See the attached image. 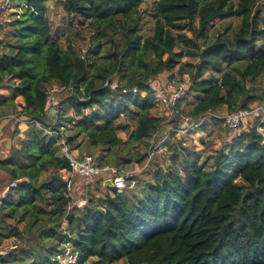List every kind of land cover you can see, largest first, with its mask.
<instances>
[{"label": "trees", "instance_id": "16d2710c", "mask_svg": "<svg viewBox=\"0 0 264 264\" xmlns=\"http://www.w3.org/2000/svg\"><path fill=\"white\" fill-rule=\"evenodd\" d=\"M49 1L14 0L20 12L10 22L11 42L0 49V88L10 91L0 98V124L17 116L27 128L19 147L0 152V188L16 182L0 194V247L6 239L20 241L0 252V264L92 258L95 264H264V134L257 128L264 127V89L250 85L264 73V0H157L147 37L140 33L146 0H64L70 18L95 30L81 54L57 40ZM234 17L240 22L233 34L211 36L218 21ZM186 55L197 57L185 65L195 99L188 114L253 110L258 101L261 111L244 120H263L235 134L211 160L185 157L183 172L169 170L154 183L137 181L121 191L111 187L112 194L78 206L62 174L71 169L64 144L101 147V164L118 170L144 163L149 138L165 123L152 113V80ZM55 83L69 91L51 105ZM139 144L144 151H132Z\"/></svg>", "mask_w": 264, "mask_h": 264}, {"label": "rangeland", "instance_id": "374dc122", "mask_svg": "<svg viewBox=\"0 0 264 264\" xmlns=\"http://www.w3.org/2000/svg\"><path fill=\"white\" fill-rule=\"evenodd\" d=\"M63 2L64 0H50L48 2L50 6L48 14L50 17L51 25L53 27V32L57 36V40H59V43L62 45V47L66 48L68 44L71 43L73 48H75L81 54L90 47V37L93 33H95V30L87 25V21L81 23L78 17L73 16L70 18L65 11ZM156 2L157 0H146L140 7V11L142 14V30L140 31V33L143 34L144 37L151 36L154 32V6ZM15 12H20V8L16 6V2H14L12 8H10L9 10H5L0 14V49L4 44L11 42V39L8 38V34H11L9 32V29L11 28L10 22L17 18V15H14ZM239 22L240 19L236 17L226 19L224 21H218L215 27L210 32L211 36L216 35L218 32L225 34L228 33L229 35H231L238 28ZM187 34L191 35V33L189 32ZM188 63H197V57L187 55L183 56L181 58V62L173 71H166L152 80L155 91H160V93L166 94V96L162 95L166 99L167 97L170 99L171 94H169V92L171 93L172 91L178 89V86L183 88L181 92H177H179L180 96L182 94V96L184 97L187 96V98L181 102V106L184 109V114H186L190 109V102L195 101L193 93H191L189 90L191 80L189 74L186 73L187 67L185 66ZM208 75L209 72H206L205 76ZM250 85L255 89H264V73L260 74ZM54 86H58V84L55 83ZM67 92L68 91L58 92L57 94L51 95L50 104L52 105L53 102L56 101V99L58 100L59 98L65 97L67 95ZM137 93L138 91H135V94ZM9 94L10 91L6 86L0 88V98L1 96H8ZM53 97L55 99H53ZM17 100L21 101L20 98H18ZM153 102L154 109L152 113L155 116L164 118L165 123L161 126V130H159V133L149 138V141L152 146H155L159 143L163 136L167 134V132H172V134L162 144L164 151L155 155L152 160H148L147 155L144 163L133 162L131 165H128L124 169H121L133 174L135 184L137 181H139L142 186H145L148 183L156 182L160 174H166L169 170L183 172L185 168V157L198 158L201 162H205L208 159L211 160L222 147H224L227 143H229V141L232 140V137H234L235 134L242 132L249 126H254L258 121L263 120V117H253L247 120L243 119L238 131L235 133L233 131H230L229 129H226V126L222 125L219 120L215 121L213 119L210 121L206 133H199L197 131L185 132L183 133L184 136L182 137L177 135L174 131L180 121V115L172 114L173 110L171 104H173V100L171 103H162L157 98L155 101L153 100ZM252 106H254L253 109H257V112H255L254 114L259 113V111H261L259 109H262V105L258 101H255ZM57 109L58 106L51 107L50 114L52 116H56L55 112H57ZM218 114L221 120V118H223L224 116L226 117V115L230 113H228L226 108H224L220 112H218ZM119 120L121 122H129L132 127H135V120L127 115H122ZM18 122H20L21 124L19 125ZM25 124L26 121L24 118H13L10 120H5L0 124L1 154H7L10 150H12V148L20 146L19 140L24 138V132L27 129ZM257 128L262 133L264 132L263 126L257 124ZM120 136H122L124 139L128 138L125 132H121ZM144 149V144H139L137 149L134 146L132 147V151H144ZM73 151L74 154L79 157H82L84 155H92L96 157L98 162L100 163H102V161L105 159V155L101 147L95 149H86V145H83L81 148L74 149ZM62 174L68 180V182L71 180V194L73 196L74 203H76L78 206H83L92 196L95 198L106 196L108 193L112 194L111 187L115 186V182L113 184H110V181H107L111 176L110 174H105L102 177H75L74 180L69 171L63 170ZM5 182L6 179L4 180V183ZM10 185L11 182L8 185L4 184L0 188L1 196L6 195ZM7 224H15V221L8 220ZM23 225V223L19 224L20 227H22ZM18 244H20V241L16 237L6 239L0 247V252L4 254L6 251L12 249ZM96 261L97 258H92L88 261V264H95ZM114 264H128V262L126 260H120Z\"/></svg>", "mask_w": 264, "mask_h": 264}, {"label": "built area", "instance_id": "2783aa9c", "mask_svg": "<svg viewBox=\"0 0 264 264\" xmlns=\"http://www.w3.org/2000/svg\"><path fill=\"white\" fill-rule=\"evenodd\" d=\"M14 0H0V14L4 12L5 10H9L13 7ZM106 86H110L112 89H115L118 87L117 80L109 81L107 80L105 82ZM178 86V89L172 91L170 99L167 97V99L164 97L166 94L160 93V91L155 92L153 100L155 101L157 98L162 102H172V114L180 115V121L174 131L179 136H184L183 133L185 132H195L199 128H201L203 125H207L210 123L211 120L220 119V116L217 113H214L212 111L207 112L206 114L202 115L198 119H194L190 114L181 113L182 106L179 104V101L183 97L182 95H179V92L182 91L183 88ZM69 91V88L65 85L63 86H52L48 89V100H51V95L57 94L58 92H66ZM135 91H137L136 88L133 89V92L135 94ZM164 95V96H162ZM53 99H55L53 97ZM257 111V109L253 110H239L234 113H230L221 118L223 121L224 126H228L232 128L233 130L237 131L239 129L240 124L242 123L243 119L246 116H249L253 112ZM12 118L18 119L16 116H12ZM172 134V132H167L165 136L159 141L158 144L155 146H152L151 149L148 150V160H152L155 155L158 153H161L164 151L163 149V142L167 140V138ZM264 134V132H263ZM63 153L65 157L69 160L71 169L70 174L74 176H81V177H93V176H104L105 174H110V178H108L107 181H110V184H113L115 182L114 188L117 190H123L128 187H133L135 185V179L133 178V174L130 172H127L125 170H118L116 167H111L108 165H102L100 162H98L97 158L92 155H84L82 157H79L74 154L73 149L68 145L64 144L63 146ZM147 163V162H146ZM112 182V183H111ZM16 182L11 183L10 187L15 186ZM69 187L71 188V180L69 181ZM68 255V253H67ZM74 259V257H68V260Z\"/></svg>", "mask_w": 264, "mask_h": 264}]
</instances>
